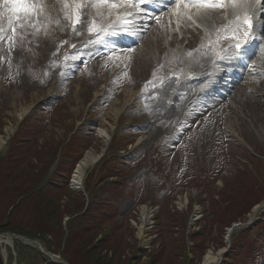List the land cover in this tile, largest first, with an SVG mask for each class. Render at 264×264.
<instances>
[{
  "label": "rangeland",
  "instance_id": "obj_1",
  "mask_svg": "<svg viewBox=\"0 0 264 264\" xmlns=\"http://www.w3.org/2000/svg\"><path fill=\"white\" fill-rule=\"evenodd\" d=\"M71 1L63 0L61 10L58 9L62 15V39H58L59 29L52 24L39 21L35 27H21L19 22L13 21L10 26L9 14L0 11L3 15L0 17L3 30L0 32V134L7 138L0 158L9 154L11 140L27 119L30 120L29 138H22L29 145V152L24 156L28 162H22L25 173L31 167H39L41 160L58 146L63 145L64 149L65 144L72 145L74 140H77L75 159H81L88 152L99 158L105 152V163L100 161L88 168L81 189L75 190L71 179H66V185L63 182L66 191L57 194L62 211L69 206V198L88 196L86 184L92 176L93 196L88 200L93 201L91 208L96 212L94 223L102 228L100 233L120 243L116 257H121L122 262L180 264L174 242L182 235L187 264H202L208 252L219 255L224 250L222 247L229 243L230 238H226L229 230L237 223L225 231L219 226L223 216L226 220L240 217L246 206L256 203L249 210L247 225L254 228L258 222H264V188H261L264 186V73L261 78L255 76L261 86H253L249 81L241 85L251 88L241 97V102V93H238L233 103L225 100L217 111L201 112L203 114L198 116L202 100L195 101L196 108L192 103L185 108L189 99L195 97L194 93L176 96L177 82L171 85L176 73L179 76L189 68H201L202 52L207 53L208 48L204 51L203 46H197L186 58L175 48L138 80L126 67L113 68L111 59L98 50L102 44L112 46L106 43L113 42L111 36H106L105 42L97 37L118 20L119 8L94 5L97 2L94 0L87 6L86 19L80 12L78 24L82 23L83 27L78 29V24L74 26L68 18L75 10ZM221 19V14L215 13L214 22L220 23ZM93 25V31L89 32L88 28ZM10 27L16 28L15 35ZM101 58L103 63L100 64ZM215 61L213 59L211 65ZM166 81L169 86L162 97L160 90ZM241 90L244 89L240 88L239 92ZM17 92V97L9 98V94ZM129 94H135L133 101L113 115L114 109H118ZM176 99L181 106L177 118L172 122L169 117L167 121L162 119ZM234 103L238 108H233ZM162 104H166L165 109L161 108ZM99 131L106 132L107 138L100 136ZM115 133L122 137L114 140V135L110 143ZM122 147L132 148L135 154L125 166L124 179L115 183L108 179L109 169L116 167V156L123 153ZM62 148L57 152L52 169L58 164ZM2 159L0 169L5 165ZM206 172L210 175H204ZM238 206L241 211L235 214ZM226 210L227 216L221 215ZM67 219L69 217L65 216L61 221L65 235ZM142 222L146 225L138 231ZM241 229L232 231V237ZM194 230L199 231L196 235L202 239H193ZM259 236L264 238V227ZM100 237L98 235L96 241ZM18 242L36 248L47 259L45 264H67L53 246L47 250L40 239L32 244L17 236L0 244L3 263L10 252L12 264H17L13 246ZM250 250L240 249L243 252H237L238 257H232V262L246 264ZM100 253L112 255L111 251ZM259 254L264 258V250ZM254 264L264 263L254 261Z\"/></svg>",
  "mask_w": 264,
  "mask_h": 264
},
{
  "label": "trees",
  "instance_id": "obj_2",
  "mask_svg": "<svg viewBox=\"0 0 264 264\" xmlns=\"http://www.w3.org/2000/svg\"><path fill=\"white\" fill-rule=\"evenodd\" d=\"M29 123L30 120H26L24 125L20 126L16 138L11 140L9 154L5 155L3 159L0 158V161L2 159L5 164L0 169V235L13 233L32 241L40 239L47 250L53 246L67 264H129L122 262L121 257H116L120 243L118 245L115 239L100 233L102 228H99L98 223H94L96 212L91 208L92 200L87 203L85 199L75 196L69 198V206H66L67 208L63 211L61 210L62 206L58 203L60 200L57 194L66 191V178L77 161L74 149L77 145L75 140L72 145H66L55 168L52 169L57 152L60 150L59 146L56 148L57 150L52 151L45 159L41 160L39 167H31L26 173L24 172L22 162H28L24 160V156L29 152V145L27 142L24 143L22 138H29L27 135ZM33 152L34 150L31 151V153ZM30 156L31 154H29ZM63 164L66 168L62 167ZM87 181L86 191L88 198L92 199L91 190L94 184L92 176ZM255 204L246 206V209L243 210L245 212H242L240 217L232 216L231 219L226 220V217L223 216V221L219 226L226 230L232 223L244 221L246 214ZM239 206L235 214L241 211H239ZM242 214L244 217L241 216ZM221 215L227 216V210ZM65 216L69 217L66 222V235L65 232H62L61 227V221ZM98 235L101 237L96 241ZM194 235L193 239L198 237ZM175 240L176 257L180 259V264H187L184 236H179ZM234 242H237L236 239ZM235 245L236 243L233 244V246ZM13 247L16 252L17 264L46 263L47 259L36 248L22 242L15 243ZM101 251H106V253L111 251L112 255L101 254ZM9 255L10 252L8 253V264H12V258ZM0 264H3L1 253Z\"/></svg>",
  "mask_w": 264,
  "mask_h": 264
},
{
  "label": "bare ground",
  "instance_id": "obj_3",
  "mask_svg": "<svg viewBox=\"0 0 264 264\" xmlns=\"http://www.w3.org/2000/svg\"><path fill=\"white\" fill-rule=\"evenodd\" d=\"M59 0H41L43 8H44V12L43 15H41L39 17V21L42 22H46L47 24H52L53 27H55V29H59V34H58V39H62L64 37V33L61 31V17L60 16L61 12L58 11V9H60L61 4H62V0H60L61 3H58ZM88 1L89 0H79V3L86 5L85 7H81V15L83 19H86L88 16L87 14V6H88ZM72 2H74V0H72ZM242 2L244 3L245 7L243 8V13H246L248 11V9L250 10V7L252 8V11L255 13V16L259 18V16H264V6L263 9H261V4H264V0H260V2L258 3L257 0H242ZM3 3L2 0H0V11L3 10L4 8H2ZM261 9V11H260ZM61 10V9H60ZM121 10L123 11V13L119 14V19L118 22L115 23L114 26H118L117 29L118 30H124V28H135V25H144L142 23V21L138 18L137 15L132 14V12L134 11V8L131 7L130 9H124L121 8ZM245 10V11H244ZM126 12L127 15L122 16L124 13ZM205 11H202L200 9L197 8H192V9H186L183 11H180L178 13V10L176 7L173 8V10L171 11V14H167L165 16V21H169V24L167 25L166 22L163 23H158L157 25H154L153 30H150L148 32H146V34L142 37H140V41L138 44H136V46H133L132 48H129L128 50V54H122V55H118V56H114L111 58L110 62L111 64H113V68L120 69L122 67H126L130 73L133 75H135L137 77V79L142 80V77L145 76V74L147 72H150L152 69H154V67L157 66V64L159 63V61L162 60L163 56L166 53H171L175 48V46H179V48H183V51L186 53L189 51V49L193 48L196 49V46L199 44L198 41V37L196 36V34L200 33V29L203 30V32L206 34V32L208 33L210 32H217V30H219V28L214 27V17H210V16H204L202 14H204ZM235 13V11H230V15H233ZM184 14L187 15H191L195 18V22L197 23V26L195 27H190L189 23L186 20V17L184 16ZM247 14V13H246ZM3 15L0 14V17H2ZM35 21V17L32 18ZM126 20H131L134 19V22H129V23H125L124 21ZM139 19V20H138ZM236 20V19H235ZM21 21H23V24L25 25V27H29L28 22L26 20H23V17H21ZM160 21V22H161ZM19 22V21H17ZM181 22V25H177V23ZM20 23V22H19ZM40 23V22H39ZM37 23V24H39ZM133 23V24H132ZM230 21L227 22V24H229ZM163 24V25H162ZM162 28H161V27ZM83 27V24H78V29H81ZM24 29V28H23ZM223 28L220 27V30H222ZM79 32V31H78ZM264 43V42H263ZM125 47H130L129 45H124ZM133 51H130L132 50ZM260 49L263 48L260 47ZM94 50V49H92ZM91 51V50H90ZM126 51V50H125ZM260 54V57L257 58L256 62H254V66L255 69L253 72H257V75H260L261 72H264V52ZM204 59L201 60L200 65H203L202 68H208L210 62H209V57L208 55H204L203 57ZM103 59L101 58V63ZM95 63V62H94ZM99 64V62H98ZM97 64V65H98ZM99 66V65H98ZM253 70V69H252ZM251 72L247 73L244 77V79H247L250 83L252 82L253 86L254 84L256 86H261L259 84V80H256L254 78H249ZM176 82V80H174V83ZM174 83L171 85V87L174 85ZM169 86V81H166V83L164 84V86L161 88V93L160 95L163 97L165 94V90L166 88ZM244 90H241V92H239V89H237V91H235L233 93V97L231 98L232 103L235 101L234 97L237 96L238 93H241L240 95V99L241 97H243L246 93V91L248 89L251 88H244L241 87ZM170 89V88H169ZM168 89V90H169ZM246 89V90H245ZM178 92H181V94L188 93V91H192L191 87H189L188 83L185 84L184 81H182L177 88L175 89ZM252 91V90H251ZM127 93V92H126ZM19 95V92L17 93H12L9 94V98L11 96L13 97H17ZM135 97V94H129L127 96V100H124L121 105L119 106L118 109H114L113 111V115L114 113L117 114L120 111H122V109H124V107L131 101H133ZM167 99H169L168 95H167ZM230 100V101H231ZM242 99L239 101L241 102ZM171 102V101H170ZM232 103L228 104L229 106L232 105ZM236 103H234L233 108H238V106L235 105ZM228 106V108H229ZM162 109L166 108V104H162L161 106ZM179 108V105L177 103L174 102V104L171 102V107L170 109L164 114V116H162V119H165L167 121L168 119H173L177 117V112ZM233 115V114H231ZM230 119L232 118L229 117ZM229 119V120H230ZM230 123V121H228ZM9 131V130H8ZM8 131L5 132V134H8ZM100 132V136H102L103 138H107L106 137V132ZM110 137V136H109ZM7 138L4 136H1L0 134V151L3 149ZM99 158L95 155H93L91 152L86 153L82 159L78 162V164L76 165V167L74 168V174L71 178L72 183H73V187L75 190H79L82 188L83 183H84V178H85V174L88 170V168L94 166L95 162L98 160ZM144 215V212H143ZM146 225V222H142L140 228L138 229V231L143 230V227ZM231 232H229L230 234ZM9 242V239L7 237H2L0 238V244L2 243H6ZM218 259V254L217 255H213L210 252H208L204 258H203V263L202 264H215V262Z\"/></svg>",
  "mask_w": 264,
  "mask_h": 264
},
{
  "label": "snow or ice",
  "instance_id": "obj_4",
  "mask_svg": "<svg viewBox=\"0 0 264 264\" xmlns=\"http://www.w3.org/2000/svg\"><path fill=\"white\" fill-rule=\"evenodd\" d=\"M127 2L132 3L133 6H142L145 3L153 2L154 0H127ZM259 3L260 0H257ZM4 12L9 14V25L11 26L13 21H19L21 27L24 26L23 21H21V17L24 18L28 22L29 27H35L36 23H39V17L43 15L44 8L42 5L41 0H2ZM75 4V10L72 12L70 16H68L69 19H72L73 25L78 24L81 22V16L79 9L81 7H85L86 5H83L79 3V0H74ZM97 4H108L109 7L115 8L118 7L115 3H110L109 0H97ZM231 6L237 11L233 14L234 18L237 20H241L243 24L247 25L248 29H252L254 27L252 23V19L249 15L246 13H243L240 11L245 7L242 0H170V3L166 7H172L175 6L178 10V13L180 11L189 9V8H216V7H227ZM65 8L68 7V4L65 3ZM67 15V14H66ZM87 15V14H86ZM35 17V21L32 19ZM191 18L190 16L188 17ZM126 24L129 23L128 20L125 19L124 21ZM93 27H89L88 31L92 32ZM3 30L0 29V32ZM10 31L15 35L16 28L10 27ZM246 37H250L254 34L245 32L244 34ZM260 36L264 37V25L261 26ZM233 55L243 61L244 58L248 55L247 51L241 47L239 43L235 44L233 46Z\"/></svg>",
  "mask_w": 264,
  "mask_h": 264
},
{
  "label": "water",
  "instance_id": "obj_5",
  "mask_svg": "<svg viewBox=\"0 0 264 264\" xmlns=\"http://www.w3.org/2000/svg\"><path fill=\"white\" fill-rule=\"evenodd\" d=\"M13 236H15L14 234H2V236H0V238H2V237H8L9 239H12L13 238ZM22 241H25V242H27V243H32V244H34L35 242H32L31 240H28V239H26V238H22V237H19Z\"/></svg>",
  "mask_w": 264,
  "mask_h": 264
}]
</instances>
